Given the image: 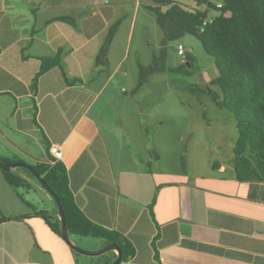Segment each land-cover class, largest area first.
I'll list each match as a JSON object with an SVG mask.
<instances>
[{"label":"crops","instance_id":"crops-1","mask_svg":"<svg viewBox=\"0 0 264 264\" xmlns=\"http://www.w3.org/2000/svg\"><path fill=\"white\" fill-rule=\"evenodd\" d=\"M156 6L151 0H0V161L47 164L48 148L59 146L75 206L132 248L119 264H264V184L236 180L233 146L231 157L185 170L186 138L178 137L176 102L169 98L177 78L169 69L173 42L163 44L150 10ZM53 58L58 63L33 88L43 59ZM152 65L140 84V67ZM18 169L12 172L30 186L22 189L47 199ZM19 190L0 171V264L114 262L116 251L91 257L70 249L36 215L58 221L56 211L36 208L35 197ZM70 238L90 251L108 243Z\"/></svg>","mask_w":264,"mask_h":264},{"label":"trees","instance_id":"trees-1","mask_svg":"<svg viewBox=\"0 0 264 264\" xmlns=\"http://www.w3.org/2000/svg\"><path fill=\"white\" fill-rule=\"evenodd\" d=\"M151 1L157 5L150 10L162 33L163 44L191 35L199 41L204 53L213 58L217 75L210 84L219 88L222 97L210 94H213L214 104L226 108L235 121L232 160L235 178L239 182L264 184V0H221L218 3L193 0L197 7L192 12L184 10L173 0ZM161 6H167V9L162 10ZM201 6L204 9L199 8ZM211 12L215 14L211 15ZM114 30L112 27L109 31L100 49L101 55L106 53ZM184 56L185 60L178 57L182 63H187L186 51ZM57 63L58 58L43 59L32 87L35 88L39 75ZM153 70L154 65L140 67L139 83L142 84ZM2 161L10 164L16 160ZM32 167L61 202L69 235L115 243L121 252L120 262L133 255L132 248L123 238L91 224L78 210L68 187L67 171L60 161L52 159L47 164ZM0 171L9 186L29 189V183L18 174ZM23 174L34 179L25 170ZM36 215L41 216L51 231L61 237L59 222L54 221L51 214L40 212Z\"/></svg>","mask_w":264,"mask_h":264},{"label":"rangeland","instance_id":"rangeland-1","mask_svg":"<svg viewBox=\"0 0 264 264\" xmlns=\"http://www.w3.org/2000/svg\"><path fill=\"white\" fill-rule=\"evenodd\" d=\"M174 1L190 7H197L192 0ZM211 1L218 3L221 0ZM210 14L214 15L215 13L211 12ZM140 29L141 12L137 15L135 37ZM177 43L182 44L187 52L188 66L186 62L182 63L176 55ZM169 52L171 54L169 67V69H172L171 77L174 80V77L177 76L176 82H174L176 83V91L171 93L169 98L176 102L174 107L177 113L176 130L178 137L183 136L186 138L183 146L185 170L195 164V170L198 171L199 169L196 166L208 163L209 160L210 162L221 161L223 158L231 157L233 153H231L232 141L236 138L235 121L226 108H219L213 102V94L222 97L219 88L210 84V81L217 75V69L213 58L204 53L199 41L191 35H184L178 41L171 43ZM163 64V59L157 60V65L162 66ZM204 81L207 82L208 86L204 84ZM182 168L184 169L183 166ZM18 170L23 172L22 169ZM30 179L38 188L43 189L35 179ZM19 189L25 198L28 197L27 192L35 197L38 204L36 208L49 209L50 207L56 211V206L50 196L44 199L41 193H37L33 189L29 191ZM75 245L80 248L87 247L79 241H76Z\"/></svg>","mask_w":264,"mask_h":264},{"label":"water","instance_id":"water-1","mask_svg":"<svg viewBox=\"0 0 264 264\" xmlns=\"http://www.w3.org/2000/svg\"><path fill=\"white\" fill-rule=\"evenodd\" d=\"M227 15H228V13L225 14V16H227ZM16 168L23 169V170L27 171L28 173H30L34 177V179L39 183V185L43 188V190L51 197V199L53 200V202L56 206L55 215L58 217L61 237L70 249H72L73 251H75L76 253H79L81 255L91 256V257H98V256L105 254L106 252L116 251L117 257L114 260V262H112V264H119L120 263L121 252L115 243L108 242L105 247H103L102 249H100L98 251H87V250L80 248L79 246L75 245L72 242L70 235L68 233V229H67V225H66V219H65V215L63 212L61 202L59 201L56 194L49 188V186L45 183V181L42 179V177L34 170V168L31 165L26 164V163H22V162H16L13 164H6V163L0 161V170H2L4 172H12Z\"/></svg>","mask_w":264,"mask_h":264},{"label":"built area","instance_id":"built-area-1","mask_svg":"<svg viewBox=\"0 0 264 264\" xmlns=\"http://www.w3.org/2000/svg\"><path fill=\"white\" fill-rule=\"evenodd\" d=\"M218 7H220V5H218ZM203 25H205V23ZM184 52L185 50L183 48V45L178 44L177 45V55L181 58V60H185ZM48 152L52 156L54 161H60L63 158V152L61 148L57 145L50 146L48 149Z\"/></svg>","mask_w":264,"mask_h":264},{"label":"clouds","instance_id":"clouds-1","mask_svg":"<svg viewBox=\"0 0 264 264\" xmlns=\"http://www.w3.org/2000/svg\"><path fill=\"white\" fill-rule=\"evenodd\" d=\"M182 45V44H181Z\"/></svg>","mask_w":264,"mask_h":264}]
</instances>
